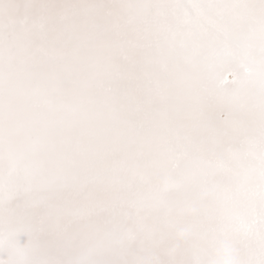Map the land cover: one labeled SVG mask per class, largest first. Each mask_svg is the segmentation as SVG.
<instances>
[{
  "label": "snow or ice",
  "instance_id": "obj_1",
  "mask_svg": "<svg viewBox=\"0 0 264 264\" xmlns=\"http://www.w3.org/2000/svg\"><path fill=\"white\" fill-rule=\"evenodd\" d=\"M0 264H264V0H0Z\"/></svg>",
  "mask_w": 264,
  "mask_h": 264
}]
</instances>
